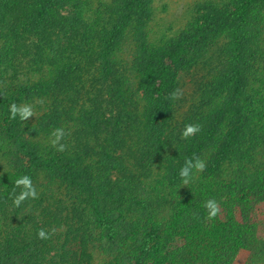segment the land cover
<instances>
[{
	"label": "rangeland",
	"instance_id": "rangeland-1",
	"mask_svg": "<svg viewBox=\"0 0 264 264\" xmlns=\"http://www.w3.org/2000/svg\"><path fill=\"white\" fill-rule=\"evenodd\" d=\"M235 5L0 0V99L22 96L12 103L33 106L35 115L17 129L42 161L70 171L66 178L63 169L36 172L38 199L14 207L9 194L28 159L7 135L10 120L0 116V264H201L189 254L185 230L208 219V199L224 204L229 189L245 186L259 194L245 219L243 207L234 209L233 234L250 239L234 254L224 250L219 264H264V0L241 20L230 16ZM179 47L185 53L172 67ZM166 68L174 77L161 103ZM175 90L179 98L168 99ZM187 124L201 131L184 139ZM57 127L66 132L63 152L50 143ZM80 127L91 136L71 139ZM96 129L102 132L95 139ZM193 156L206 171L223 156L216 169L227 182L210 177V198L200 191L206 171L193 170L188 185L179 176ZM80 174L87 176L76 179ZM78 180L115 197L81 195ZM91 198L106 225L81 216ZM230 202L237 203L232 196ZM40 228L56 233L41 240Z\"/></svg>",
	"mask_w": 264,
	"mask_h": 264
},
{
	"label": "trees",
	"instance_id": "trees-1",
	"mask_svg": "<svg viewBox=\"0 0 264 264\" xmlns=\"http://www.w3.org/2000/svg\"><path fill=\"white\" fill-rule=\"evenodd\" d=\"M258 0H236V5L232 10L231 17L234 19H243L245 17V14L247 13L248 9ZM43 45H45V42L43 41ZM185 53L184 47H179L176 51V54L172 57L171 60V66H176L179 64L182 55ZM173 72L171 68H166L164 70L163 75L160 78V85L157 89V93L159 96V100L162 101L165 99L166 93L171 89L172 81H173ZM22 96H18L14 98L13 96L10 97V99H0V116L6 117L10 120V124L8 127L7 135L12 140V144L16 148V150L25 156L28 159V167L26 169V175L30 176L32 181L34 179V175L38 171H44L46 173L54 172V170L59 171L61 170V173L64 175V178L69 176V170L66 167H59L57 163L50 161V162H44L40 159L38 156L36 150L28 143L26 142L21 132L17 129L19 126V118L12 120L10 119V112H9V105L12 102H17L18 99H20ZM65 100V99H64ZM65 107H68V104H72L71 98H66ZM81 120H86V114L83 115ZM70 123V122H69ZM92 135H94V131ZM97 131L100 133L102 131L96 129V133L94 135L95 139L97 138ZM88 136H91V133L88 132V128H79L75 129V132L71 133V139L74 140H82L84 138H88ZM93 137V136H92ZM125 139V138H123ZM122 139V140H123ZM85 147H82V151ZM81 153V152H80ZM79 153V154H80ZM223 157V156H222ZM220 156L217 158L211 165V170H204L206 171V175L204 174V179L199 181L200 184V191L204 192V194L207 196V198H210V190H209V178L211 177L213 181L218 177H224L221 176L216 169V165L221 164L220 159H222ZM246 158L245 156L242 157V161H244ZM243 173V172H242ZM83 174L77 175L76 179L83 177V179L87 176H82ZM242 175V174H241ZM240 175V176H241ZM245 176V175H244ZM261 178V174H257V179L255 181H259ZM82 179V178H81ZM222 179V178H221ZM226 178L224 177L223 180H220V184L225 186L226 181H224ZM87 182H81L78 180V184H75L73 181V184L75 185L74 191L81 194H86L89 196H95L96 194H101L104 196H108L110 198H114L115 195H108L105 194L103 191H101L100 186H94V184H88L90 181L85 180ZM260 182V181H259ZM239 183V182H237ZM243 186V185H242ZM108 187V186H106ZM252 188V187H251ZM225 189V188H224ZM259 188H257L258 190ZM257 190L255 193H253V188L250 189L248 186H245L244 188H240L237 190H230L227 191L226 195L229 196L224 204L219 205L220 209L224 211L223 213V219L221 220L218 215L215 219L209 220L206 219L203 223H197L194 228H192V232L186 231V238L185 242H188L190 244L188 247L189 254L192 256V258L197 261L201 262V264H219L221 259H225V255L223 254L224 250L232 251V254L236 253L238 249H241L246 245V243L249 241L248 233L244 235L243 233L241 235L237 234L235 236V233L237 228H239V223L235 220V217L233 215V211L235 208L243 207V218L245 219L246 215H249L250 211V203L256 199L257 197ZM81 192V193H80ZM123 193V190L116 192V197H120ZM237 194V196H235ZM232 196L233 202H237L236 204H232L230 202V198ZM200 197H203V195H199L198 199ZM121 199V197H120ZM90 202L92 203L89 207V210L83 209L82 207H79V211L81 213V216H94L95 222L98 220V222L101 224V226L106 225L104 224L105 219L100 213L99 208L97 207V202L95 199L91 198ZM85 203L90 204L88 201ZM208 217V216H207ZM186 221V219L184 220ZM249 221V219H248ZM104 222V223H103ZM191 223V222H190ZM184 226L187 227V224L184 223ZM107 227V226H106ZM103 228V227H102ZM82 231V226H80L78 229L75 230V233L78 234V232ZM221 232H228L232 233V237L227 238L225 235H222ZM234 235V236H233ZM92 236V235H91ZM92 238V237H91ZM148 250V249H147ZM147 250H144L146 253ZM147 256L148 258H154L153 251L154 250H148Z\"/></svg>",
	"mask_w": 264,
	"mask_h": 264
},
{
	"label": "clouds",
	"instance_id": "clouds-1",
	"mask_svg": "<svg viewBox=\"0 0 264 264\" xmlns=\"http://www.w3.org/2000/svg\"><path fill=\"white\" fill-rule=\"evenodd\" d=\"M181 94L179 90H175L169 94L168 99H178ZM10 119L15 120L19 117L20 121H26L28 118L35 115L33 106L30 104L17 105L12 103L9 107ZM201 131V125L199 124H187L181 132V136L184 139H187L191 136L196 135ZM66 136L64 128L57 127L51 133L50 143L57 151L63 152L66 150V144L62 143V140ZM206 167V164L197 156L191 158H186L184 165L179 170V176L182 180L183 185H188L191 178L193 170L197 172H202ZM15 187L13 188L12 193L9 194V198L12 199L14 207H20L21 204L29 199L35 200L38 199V193L36 187L34 186L32 179L28 175H23L20 178L16 179ZM19 188L20 191L17 194L16 189ZM204 207L208 213V219L212 220L217 217L220 213L219 203L215 199H208L204 203ZM56 229L53 228L51 231H48L45 228H40L37 232V238L41 240H48L53 235H55Z\"/></svg>",
	"mask_w": 264,
	"mask_h": 264
}]
</instances>
